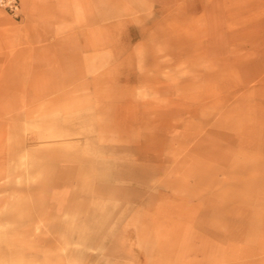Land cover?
Returning <instances> with one entry per match:
<instances>
[{
  "label": "rangeland",
  "instance_id": "obj_1",
  "mask_svg": "<svg viewBox=\"0 0 264 264\" xmlns=\"http://www.w3.org/2000/svg\"><path fill=\"white\" fill-rule=\"evenodd\" d=\"M18 3L0 264H264V1Z\"/></svg>",
  "mask_w": 264,
  "mask_h": 264
},
{
  "label": "built area",
  "instance_id": "obj_2",
  "mask_svg": "<svg viewBox=\"0 0 264 264\" xmlns=\"http://www.w3.org/2000/svg\"><path fill=\"white\" fill-rule=\"evenodd\" d=\"M0 7L15 14L19 9V3L18 0H0Z\"/></svg>",
  "mask_w": 264,
  "mask_h": 264
},
{
  "label": "crops",
  "instance_id": "obj_3",
  "mask_svg": "<svg viewBox=\"0 0 264 264\" xmlns=\"http://www.w3.org/2000/svg\"><path fill=\"white\" fill-rule=\"evenodd\" d=\"M249 2H250V0H248ZM252 1V0H251ZM259 2H261L262 0H258ZM264 1V0H263ZM55 71H49L48 73H49V75L50 76H54L55 75V73H54Z\"/></svg>",
  "mask_w": 264,
  "mask_h": 264
},
{
  "label": "bare ground",
  "instance_id": "obj_4",
  "mask_svg": "<svg viewBox=\"0 0 264 264\" xmlns=\"http://www.w3.org/2000/svg\"><path fill=\"white\" fill-rule=\"evenodd\" d=\"M96 129H97V128H96ZM84 155H85V154H84ZM71 172H72V171L69 169V170L66 171V173H65L63 176H66V177H67ZM59 191H60V190H59ZM62 192H63V191H62Z\"/></svg>",
  "mask_w": 264,
  "mask_h": 264
}]
</instances>
